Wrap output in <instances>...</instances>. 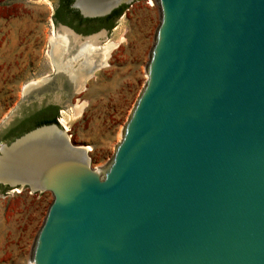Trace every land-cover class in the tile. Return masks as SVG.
<instances>
[{
  "label": "water",
  "instance_id": "95a60500",
  "mask_svg": "<svg viewBox=\"0 0 264 264\" xmlns=\"http://www.w3.org/2000/svg\"><path fill=\"white\" fill-rule=\"evenodd\" d=\"M135 1L71 9L95 19ZM156 1L147 81L105 166L59 124L0 143V186L53 197L30 264H264V0ZM57 29L68 80L72 38L94 34Z\"/></svg>",
  "mask_w": 264,
  "mask_h": 264
},
{
  "label": "rangeland",
  "instance_id": "374dc122",
  "mask_svg": "<svg viewBox=\"0 0 264 264\" xmlns=\"http://www.w3.org/2000/svg\"><path fill=\"white\" fill-rule=\"evenodd\" d=\"M53 11L52 0H0V143L43 110L56 106L57 124L74 145L88 148L91 167L97 170L121 142L147 81L160 8L156 0L135 1L123 7L111 31L79 40L82 54L71 56L67 67L77 69L79 77L68 96L60 92L65 79L55 77L52 56L54 46L60 56L61 48L69 49L63 39L69 35L57 29ZM94 38L97 45L90 46ZM103 49L109 51L105 65ZM82 58L95 68L85 73L89 68ZM52 201L49 192L40 196L28 188L0 186V264H30L32 242Z\"/></svg>",
  "mask_w": 264,
  "mask_h": 264
},
{
  "label": "flooded vegetation",
  "instance_id": "af4514ba",
  "mask_svg": "<svg viewBox=\"0 0 264 264\" xmlns=\"http://www.w3.org/2000/svg\"><path fill=\"white\" fill-rule=\"evenodd\" d=\"M53 1V21L54 24L59 27H66L76 34H95L97 32H109L113 29L114 24L118 21L117 16L120 13V10L125 6L119 7L117 10L113 11L110 15L95 18V19H87L83 18L78 11L71 9V4L73 0H52ZM122 16V15H121ZM112 28V29H110ZM88 36V35H87ZM68 67V66H67ZM59 68V70L66 71L71 76V79L64 80V90H60V92L64 96H68L73 87L75 86V80H77L78 73L75 68ZM84 70V69H83ZM87 73V69L84 70ZM58 113V108L56 106H50ZM49 108V107H48Z\"/></svg>",
  "mask_w": 264,
  "mask_h": 264
},
{
  "label": "trees",
  "instance_id": "16d2710c",
  "mask_svg": "<svg viewBox=\"0 0 264 264\" xmlns=\"http://www.w3.org/2000/svg\"><path fill=\"white\" fill-rule=\"evenodd\" d=\"M123 14L122 9L120 10V13L117 16V19L121 17ZM112 29V28H110ZM84 36H87L89 34H83ZM57 118L58 113L56 110H54L52 107L47 108L46 110H43L39 114H37L33 120L28 123V125H23L20 128L12 131L10 134H8L5 138H3L2 142L10 143L14 139L20 137L21 135L29 132L32 129H35L42 125H49V124H57Z\"/></svg>",
  "mask_w": 264,
  "mask_h": 264
},
{
  "label": "bare ground",
  "instance_id": "6f19581e",
  "mask_svg": "<svg viewBox=\"0 0 264 264\" xmlns=\"http://www.w3.org/2000/svg\"><path fill=\"white\" fill-rule=\"evenodd\" d=\"M159 5V4H158ZM66 32V31H65ZM68 35H69V33L68 32H66ZM64 38V37H63ZM66 38V37H65ZM68 38V37H67ZM72 40L74 41V43H76V44H78V40L76 39V38H72ZM89 45L90 46H95V45H97V39L96 38H94L93 40H90L89 41ZM62 50H63V48H61ZM59 50V48L58 47H55L54 46V56H52V58H53V61L54 62H57V60L59 59V57H60V54H55L56 52L55 51H58ZM62 50H61V53H62ZM108 50L107 49H103V53H102V64L103 65H105V62H106V59L108 58ZM66 115V114H65ZM64 122V121H63ZM88 149V148H87Z\"/></svg>",
  "mask_w": 264,
  "mask_h": 264
}]
</instances>
